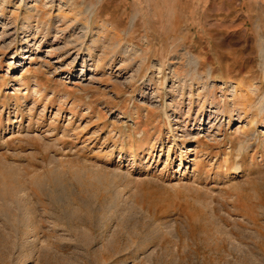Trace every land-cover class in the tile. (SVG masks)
<instances>
[{
	"label": "rangeland",
	"instance_id": "rangeland-1",
	"mask_svg": "<svg viewBox=\"0 0 264 264\" xmlns=\"http://www.w3.org/2000/svg\"><path fill=\"white\" fill-rule=\"evenodd\" d=\"M263 49L264 0H0V264H264Z\"/></svg>",
	"mask_w": 264,
	"mask_h": 264
},
{
	"label": "bare ground",
	"instance_id": "bare-ground-1",
	"mask_svg": "<svg viewBox=\"0 0 264 264\" xmlns=\"http://www.w3.org/2000/svg\"><path fill=\"white\" fill-rule=\"evenodd\" d=\"M4 2H6V0H3ZM50 1H54V0H50ZM61 8V7H60ZM34 9V7H28V10L29 11H32ZM93 15H94V13H92L90 16V18L87 20V22L84 24V25H82V27H80L81 29H80V32H81V35L80 36H78V40H80L81 39V41H84L86 38H87V35H89L91 32V26H92V22H93V20H92V17H93ZM103 26V25H102ZM73 27V26H72ZM105 29H106V26H103V31H105ZM71 30V29H70ZM99 35H101V34H99ZM103 36V35H102ZM100 38V37H99ZM262 62H264V49H263V51H262ZM191 58V57H190ZM191 62V61H190ZM198 63L196 64V68H198ZM5 162V161H4ZM7 162V161H6ZM2 166H3V164H2ZM7 166V167H6ZM6 166L4 165V167H6V174L7 175H10V176H14V177H16V175H13V174H15V173H18V172H15L16 170H15V166L16 165H13V164H8V163H6ZM1 167V166H0ZM1 170L3 171V168H1ZM3 171V172H4ZM18 175V174H17ZM35 183V182H34ZM2 184H3V182H2ZM1 185V184H0ZM4 185V184H3ZM6 186V185H5ZM17 187V186H16ZM3 189V188H2ZM8 188H6V190H7ZM16 189V188H15ZM18 189H20V188H18ZM8 191V190H7ZM1 192V191H0ZM16 192V191H15ZM25 192V191H24ZM4 194V193H3ZM13 194V193H12ZM59 194V193H58ZM4 197V196H3ZM5 198V197H4ZM2 199V198H1ZM3 200V199H2ZM19 200V199H18ZM17 200V201H18ZM3 201H5V200H3ZM7 202V201H6ZM19 202V201H18ZM3 204V203H2ZM6 206L7 205H5V206H1V208H3V207H5V209H2L3 210V212L6 210ZM22 206V205H21ZM63 209V208H62ZM76 209V208H75ZM26 211V210H25ZM78 213V211H76V210H73V208H72V210H70V211H68L67 213H66V218H67V221H72V219L74 220V222H75V220H77L78 221V219H79V216L77 215V213ZM63 214V213H62ZM81 215V214H80ZM80 220H82V218H80ZM85 220V219H84ZM108 251V250H107ZM116 253V252H115Z\"/></svg>",
	"mask_w": 264,
	"mask_h": 264
},
{
	"label": "crops",
	"instance_id": "crops-1",
	"mask_svg": "<svg viewBox=\"0 0 264 264\" xmlns=\"http://www.w3.org/2000/svg\"><path fill=\"white\" fill-rule=\"evenodd\" d=\"M231 4H234L235 5V2L233 1ZM229 6H231V5H229ZM236 7H238V9H241V5H240V7H239V4L238 5H235ZM234 6V7H235ZM224 7H225V10H227V8H228V6H226V4L224 3ZM232 7L233 6H231V7H229L230 9H232Z\"/></svg>",
	"mask_w": 264,
	"mask_h": 264
}]
</instances>
